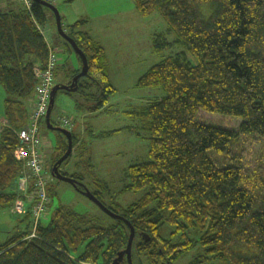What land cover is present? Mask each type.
<instances>
[{
    "label": "trees",
    "instance_id": "trees-1",
    "mask_svg": "<svg viewBox=\"0 0 264 264\" xmlns=\"http://www.w3.org/2000/svg\"><path fill=\"white\" fill-rule=\"evenodd\" d=\"M132 1L142 16L160 14L174 36L168 42L157 34L154 51L174 44L184 50L160 60L136 82L141 88L159 87L163 94L123 112L150 135L149 159L127 168L129 182L123 189L146 188L120 214L135 231L131 256L142 255L149 264H174L198 246L201 251L186 264H264V192L259 190L264 175L258 172L260 166L249 174L239 159L247 139H264V0ZM47 11L36 2L30 10L19 3L5 9L0 5V84L7 95V126L0 131V208L18 196L15 181L23 163L14 151L32 110L30 100L39 81L34 70L45 67L50 53L40 29ZM85 22L76 20L71 26ZM72 38L87 59L88 72L78 79L75 92H63L84 99V111H109L116 88L104 47L83 30ZM70 132L74 145L76 137ZM57 134L55 159L67 148L66 137ZM69 176L82 181L78 173ZM48 190L52 194L54 187ZM163 223L175 225L171 235L183 239L159 236ZM29 233L0 243V264H112L126 247L129 227L119 220L101 226L58 204L48 223L36 224L35 236L26 238ZM86 240L75 260L68 248L74 250ZM119 264H128L127 259Z\"/></svg>",
    "mask_w": 264,
    "mask_h": 264
},
{
    "label": "rangeland",
    "instance_id": "rangeland-1",
    "mask_svg": "<svg viewBox=\"0 0 264 264\" xmlns=\"http://www.w3.org/2000/svg\"><path fill=\"white\" fill-rule=\"evenodd\" d=\"M51 3L58 9L64 31L70 37L77 35L79 30L84 31L81 28L82 24L71 26L76 20L87 19L94 25L93 33L98 36L100 43H104L107 50L109 79L119 91L109 99L110 111L116 114L112 113L114 115L111 116L103 113L94 116L95 112L83 110L84 99L76 94H66L62 89L57 91L50 121H55L57 125L53 124L54 126L72 130L76 137L75 144L72 143L70 157L59 166V171L68 176L78 173L82 177L80 182L89 192L106 208L113 206L117 211L116 214L120 215L123 213V208L142 197L146 191V188L136 191H123V189L129 182L126 175L127 168L149 159L150 136L147 131L141 129L137 120L125 117L121 111L138 108L159 98L163 94L159 87L141 88L136 86V82L151 66L166 56L174 55L176 51H183L184 48L174 44L161 51H154L152 39L157 34H162L164 40L168 42L174 36L169 32L167 22L160 14L152 13L142 16L136 11L132 0H52ZM0 5L5 9L18 6V3L16 0H0ZM47 15L48 20L40 29L48 42L50 54L57 62L55 67L59 66L56 73L53 72L52 77L46 79L47 84H52V88L55 84H69L74 71L80 69L81 63L57 33L52 11H47ZM122 54L126 56L121 57ZM36 68L41 71L44 67L36 66ZM43 82L44 78L41 77L31 96L32 110L28 121V127L31 129L30 145L41 154L39 168L27 166L21 168L15 181L17 198L9 206L0 208V243L19 233L30 232L26 238L35 236L36 224L39 222L47 224L58 204L65 205L79 214L88 215L93 222L101 226L114 225L116 222V219L82 194V187L75 188L70 183L59 181L52 175V166L57 160L54 156L58 154L57 151L53 152L58 134L46 125L45 115L50 93L47 96V90L44 88L48 85L42 86ZM114 95L116 100L112 101ZM6 97V92L0 84V131L7 126L4 119ZM40 98L43 99V105H46L42 114L39 112L42 102ZM108 120L110 125L106 126ZM121 126H132V131L127 132V128H119ZM92 127L93 132L101 129L119 130L109 135L94 134L92 137L89 135L91 132L89 129ZM80 141L85 143L84 148L80 147ZM243 150L244 153H241L239 158L243 169L250 174L257 166H260L258 172L260 176H263L264 139L258 137L247 139ZM260 182L263 186L259 187V190L264 192V181ZM48 186L54 187L52 194ZM96 191L100 192L99 196L94 194ZM18 204H21L22 208ZM174 229L175 225L163 223L157 234L164 239L181 241L183 239L181 235H171ZM152 232L154 239L157 240L153 229ZM87 241L74 250L68 248L70 256L75 260L78 259ZM199 248L195 246L187 252L188 255L184 254L182 260L174 264H186L189 258L201 251ZM168 251L173 252L174 249L168 248ZM131 259L132 264H149L148 258L140 255L138 259L134 252Z\"/></svg>",
    "mask_w": 264,
    "mask_h": 264
},
{
    "label": "water",
    "instance_id": "water-1",
    "mask_svg": "<svg viewBox=\"0 0 264 264\" xmlns=\"http://www.w3.org/2000/svg\"><path fill=\"white\" fill-rule=\"evenodd\" d=\"M33 1L38 3L41 6H44V7L48 8V9H50L52 11V13L54 15V19H55L57 33L59 34L60 37H62L70 45V47L73 50L74 54L76 55V57H78V59L81 62L80 71L76 75L73 76V78H72V80L70 81L69 84H55V85H53V87L51 88V91H50V100H49V104H48L46 115H45L46 125H47L48 128L63 134L66 137V140H67V148H66L65 152L56 160V162L52 166V175L57 180L70 183L75 188L77 186L82 187V194L85 197H87L88 199L93 201L96 205H98L109 216L113 217L116 220L122 221V222H124L125 224L128 225V227H129V235H128V238H127L126 247L124 249L120 250L117 253V256L112 261V264H119L123 260V258L127 259L128 264H132L131 247H132L133 239L135 237V231H134L133 226L124 217H122V216L114 213L112 210L106 208L92 193L89 192V190L82 184V182H80L77 179L72 178L70 176L64 175V174H62L59 171V166L71 154V151H72V134H71L70 130L65 129L63 127H60V126H54L51 123V121H50L51 110H52V108L54 106L55 97H56V94H57L58 90L62 89V90H65L66 92H75L77 90V88H78V79L80 77H83V76H85L87 74V72H88V64H87V59H86L83 51L78 47V45L75 42V40L72 37H70L64 31V28L62 26L61 16H60V13H59L58 9L52 3L46 2L44 0H33ZM145 236H146V234H145Z\"/></svg>",
    "mask_w": 264,
    "mask_h": 264
},
{
    "label": "built area",
    "instance_id": "built-area-1",
    "mask_svg": "<svg viewBox=\"0 0 264 264\" xmlns=\"http://www.w3.org/2000/svg\"><path fill=\"white\" fill-rule=\"evenodd\" d=\"M23 8H25L26 10H30V7L32 5V3L34 2L33 0H16ZM46 2L51 3L52 0H44ZM56 61L54 59V57L49 53L47 62L45 64V67L43 68V70L38 71L36 68L35 71V75L40 79L41 77L44 78V82L42 84V86L44 84L48 85L47 87L44 88V90H47V96L48 93H50L51 91V86L52 84H47L46 79H50L52 76L51 74H53L55 65H56ZM42 95H40L41 97ZM42 100L40 106V114L44 113L46 105H43V99L40 98V101ZM39 106V107H40ZM42 112V113H41ZM30 133H31V129L27 126L26 128L22 129L19 131L18 133V137H19V146L15 149L14 151V155L16 157V159L22 161L23 165L22 167H35L36 169L39 168V158L41 156L40 152H38V150L30 145L29 142V138H30ZM40 171V170H39ZM45 195V191L43 192ZM18 206H21V204H18ZM22 208V206L20 207Z\"/></svg>",
    "mask_w": 264,
    "mask_h": 264
},
{
    "label": "crops",
    "instance_id": "crops-1",
    "mask_svg": "<svg viewBox=\"0 0 264 264\" xmlns=\"http://www.w3.org/2000/svg\"><path fill=\"white\" fill-rule=\"evenodd\" d=\"M78 20H80V19H78ZM86 20V22H85V24L84 25H82V29H84V31H86L87 33H89V35L90 36H92L94 39H95V41H97L100 45H102L103 47H104V49H105V52H106V66H107V69H108V67H109V65H108V57H107V50H106V48H105V45H104V43L102 42V43H100V41L98 40V36L96 35V34H94L93 32H94V29H93V27H94V25L92 24V23H90L87 19H85ZM46 39V38H45ZM123 56H126V55H124V54H122L121 55V57H123ZM113 86L115 87V85H114V83H113ZM116 88V87H115ZM119 91H118V89L116 88V92L115 93H118ZM111 99V98H110ZM114 100H116V97H115V95L112 97V101H114ZM110 101V100H109ZM124 111H121V114L123 115L124 113H123ZM101 113H103L104 115H106V116H111V115H114L115 114V112H111L110 111V109H109V111H104V110H99V111H96L95 112V115L94 116H96V115H101ZM112 113H114V114H112ZM116 115V114H115ZM124 116L125 117H128L127 115H125L124 114ZM124 117V118H125ZM110 125V121L108 120L107 121V123H106V126H109ZM99 127H101V126H99ZM98 127V128H99ZM128 126H121V127H119V128H127ZM91 132L89 133V135L90 136H92V137H94V134H101V133H103V132H107V131H109L108 129H101V130H98V131H96V132H93L94 131V129H93V127L91 128V129H89ZM113 130H115V129H113ZM127 132H130L128 129L126 130ZM81 132V131H80ZM80 132L78 133L79 135H80ZM83 133V132H82ZM78 134H76V135H78ZM84 134V133H83ZM97 138H100V137H97Z\"/></svg>",
    "mask_w": 264,
    "mask_h": 264
}]
</instances>
